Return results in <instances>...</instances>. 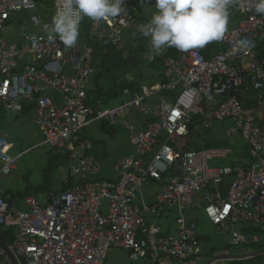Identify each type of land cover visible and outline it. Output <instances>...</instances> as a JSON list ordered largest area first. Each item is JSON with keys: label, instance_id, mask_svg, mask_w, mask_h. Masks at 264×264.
Wrapping results in <instances>:
<instances>
[{"label": "built area", "instance_id": "built-area-1", "mask_svg": "<svg viewBox=\"0 0 264 264\" xmlns=\"http://www.w3.org/2000/svg\"><path fill=\"white\" fill-rule=\"evenodd\" d=\"M254 2L234 0L238 22L227 28L220 50L209 56L197 49L162 52L161 80L123 88V101L108 107L88 102L85 88L96 71L98 45L121 42L133 20L127 2L120 16L89 21L83 40L68 49L47 39L51 19L45 11L55 13L57 0H0V108L17 113L24 101L32 103L42 144L69 161L66 187L44 201L0 195V232L13 235L8 243L0 240L9 251L0 247V264H111L110 249L126 251L130 264L195 259L201 242L184 212L198 195L220 232L233 223L258 231L230 229V245L262 244L264 16ZM16 17L19 43L8 42L2 33ZM195 117L201 122L192 126ZM101 122L124 129L132 148L114 164V178L100 176L94 143L83 133ZM202 122L225 124L224 135L248 147L247 164L231 165L230 147H190L191 126ZM11 146L0 135V176L23 153L10 155ZM226 177L231 180L222 197L218 186ZM153 182L160 184L155 201L138 204L141 190ZM170 208L179 213L173 234L157 223Z\"/></svg>", "mask_w": 264, "mask_h": 264}, {"label": "crops", "instance_id": "crops-1", "mask_svg": "<svg viewBox=\"0 0 264 264\" xmlns=\"http://www.w3.org/2000/svg\"><path fill=\"white\" fill-rule=\"evenodd\" d=\"M152 1L153 0H124V2H127L130 5L133 20H132L131 24L129 25L127 31L124 33L122 41L117 43V45H111V44L107 45V41H103V42H101V45H98V47L95 51V57H94V67H95L96 71H95V74L89 80L90 88L87 92L88 101L91 104L96 105V101H99L100 104L108 106V107L117 106L124 99V97L122 95V89L123 88H125V87L131 88V87L138 86V85H147V84H151L153 82H156L158 80H161L162 72H163L161 53L162 52L174 53V51L176 49L164 48L160 51L159 54H157L150 47V38L144 37L138 31V25L144 24V23H147L148 21H150V19H149L150 16L146 15V13H147L146 5ZM230 9H234V8L230 7ZM234 11H235V9H234ZM45 15L47 16L48 19H51L52 16L54 15V12L51 10L45 11ZM236 17L238 18V16H236ZM89 21H91V19L85 17L84 20L81 22L80 34H79L77 42H80L83 40L85 33L88 30ZM237 22H238V20H237ZM237 22H236V24H237ZM10 24H11V22L8 23V25H10ZM236 24L231 25V28L236 26ZM228 28H230V26ZM8 41L19 43L18 31H16V37L10 38ZM217 47H218V49L213 51L211 54H213L216 51L221 49L220 41H217ZM198 49H201V48H198ZM119 54H121V56H123V58L125 60L122 59L123 62L121 64L117 65L116 59L119 56ZM211 54H208L207 56H209ZM114 67L116 68L115 70H113ZM98 69L101 70L100 72H102V75L104 76L103 80L101 82H99V80H98V77L100 75ZM92 87H93V89H92ZM31 104L32 103H30V102L24 101L22 103V109L17 113L7 111V110H3L0 108V114H3V111H4V112L10 113L14 117H18V116L27 114L30 111H33L34 124H35V126L38 129L39 134H40L39 139H38V143L42 144L43 143V135L35 123V116H36L35 109H34V107L32 109L28 108L29 106H31ZM58 104L59 105L62 104L59 96H58ZM210 110L211 109H209L208 111L210 112ZM210 113L207 114L208 120L210 118ZM130 116H132V115H130ZM131 119H133V120L137 119L136 114H134L133 117H131ZM194 122H195V124L193 123L192 126L196 125L197 123H200L201 120L199 117H195ZM192 126H191V133H192L193 139H192V143L190 144V147H193V148L211 147V146L212 147H214V146L215 147H220V146L230 147L233 150V155L231 156L230 161L228 160V162L231 163V165H232V163H236L237 165H243V164L246 165L247 164L248 147L238 137H227V136H225L224 135L225 130L223 129L225 127V124L224 125L219 124V123H217V124H213V123L206 124V123L202 122L201 126L199 125V127L195 128V129ZM116 128L126 132L121 127L111 126V125L109 126L108 123H106V122L99 123L98 131L102 135L112 136L115 133V131L117 130ZM202 128H206V130L205 129L201 130ZM195 130H198L200 132V135H197V137H198L197 139H195V137H194ZM205 133H209L210 137L205 138V140H204V134ZM96 134H92L93 136H87V135H85V136L87 138H89L94 143V146L92 148L91 153L93 154L92 156L97 161H99L100 164L102 165V171L100 173V176L102 178H114L116 176L114 169H113L114 164L116 163V161L120 157H122L126 153L132 151V148H131V146H130V148H127V150H125L123 152V154L120 155L119 157H117L112 163H106V159L109 157V152L107 150L106 145L111 144L114 146L117 143V141L113 137L108 138V140L100 139V141H98ZM126 134H127V132H126ZM14 139L15 138L10 139V141L12 143V146L10 147L11 149L13 147V143H16V141ZM100 143H102V144H100ZM211 143H213V144H211ZM239 149H240V151L235 153V150H239ZM52 150L55 152L56 157L65 158L64 156L58 155L54 149H52ZM68 168H69V161H68ZM65 179H66V177L61 178L60 183L56 184L55 188H52V190H50L49 188H47L44 191H39V192H36V190H35L34 192L36 194H25L24 196L32 195L36 198H39L40 201H44L45 196L49 192L57 191V190H60L63 188ZM229 183H230V180L227 181V183H225V184L222 183L221 185L218 186V189H219L218 191L220 192L222 197H224L226 195V191H227V188L229 186ZM44 185L45 184H43L42 186H44ZM39 187H37V188H39ZM159 190H160V184L159 183H157V182L150 183L149 185L145 186L141 190V193L139 194V197L137 199V203L143 205V204H147V203H151V202L155 201L156 195L159 192ZM39 193L43 194L42 196L40 195L41 198L36 196ZM44 193H46V194H44ZM0 195H2L4 197L9 196V194H7V192H5L4 190L2 191L1 189H0ZM202 210L204 212V201H203V198L201 197V195H198L193 200L191 206L185 210V212L189 211V214L187 216L184 215L187 219L194 221L196 223V227H198V225H197L198 223H199V226L201 225V229L197 230V234L199 235V239L201 242V248H202V244H203L205 237H206V235L202 231L204 229H206L209 224L215 225L206 217L205 213H204L205 216L204 217L202 216V214H201ZM173 212H175V216H173V214H172ZM185 212H184V214H185ZM178 215H179V213H178V210L176 208L166 209L162 212L161 216L157 219V223L159 224L161 231L163 233H170V234L175 233L176 228H177L176 218L178 217ZM235 224H239V228H234ZM228 227L230 229L239 230V231H241L243 233H247V234H254V233L258 232L256 229H253V227H250L248 225L241 224V223H233V224L229 225ZM216 228H217V226H216ZM230 229H227L226 231L220 232V233H228L229 234ZM217 230H218V228H217ZM229 236H230V234H229ZM229 239H230V237H229ZM253 245L256 246L255 244H253ZM258 246H261V248H263L264 247V240H263L262 244H258ZM244 247H246V246H244ZM246 248H248V252L244 251L243 253H249V252L257 250V249H252L248 246ZM116 250H118V249H116ZM119 255H121V257ZM256 257H258V256L249 257V258H256ZM112 258L114 261H113V263L110 262L111 264H130L126 251L123 254H119V253L114 252L112 254ZM210 259H212V257L205 259L203 261L204 262L203 264L208 263V261ZM146 261L147 260H144V262H142V263L136 262V264H145ZM229 261H231V260H229ZM226 262H228V261L221 260V261H216L213 264H226ZM147 264H151V263L147 261ZM153 264H192V260H180V259H176V258L166 257V258H163L161 260L156 261ZM193 264H197V263L194 262ZM254 264H259V263H257V260H256V263H254Z\"/></svg>", "mask_w": 264, "mask_h": 264}, {"label": "rangeland", "instance_id": "rangeland-1", "mask_svg": "<svg viewBox=\"0 0 264 264\" xmlns=\"http://www.w3.org/2000/svg\"><path fill=\"white\" fill-rule=\"evenodd\" d=\"M146 9H147L146 15L147 16L149 15L150 16L149 19H151L152 15L157 11L155 8V0L149 2L146 5ZM229 13L230 15H229L228 27L230 26L231 28V25L236 24L238 18L236 17L237 14L234 11V9H230ZM22 16H24V13L21 14V17ZM10 22L11 24L8 25L6 30L2 33L3 37L7 41L10 38L16 37V31H18L19 28L18 17L13 18L12 21ZM217 49H218L217 42H212L201 49L197 48V50H199L200 53H202L203 55L211 54L213 51ZM122 59L125 60L123 56L119 54V56L116 59L117 65L123 62ZM115 69L116 68L114 67L113 70ZM98 71L100 74L98 80L99 82H101L104 76L102 75V72H100L101 71L100 69H98ZM88 85L89 82L85 88L86 92H88L90 88V85L89 86ZM33 116H34L33 111H30L27 114L18 117H14L10 113L4 111L3 114H0V135L9 141L11 138H15L14 140L16 141V143H13L12 149L10 148L7 149L6 151L10 155H15L20 152H23L20 158L18 159L15 167L10 171V173L7 176H0V189L2 191L4 190L5 192H7V194H9L8 197L12 195L14 197L19 198L22 197L24 194H36L34 192L36 188L45 183L47 184V187L50 190H52V188H55L56 184L60 183V179L66 177L67 175L68 159L66 157L65 158L56 157L55 152L52 150V148L38 143L40 134L34 124ZM98 129H99V123H94L89 127L85 128L83 130V133L87 136H93L92 134L97 133L98 135L96 134V137L98 141H100V139L108 140V138H112V137L117 141V143L114 146L107 143L108 145H106V147L109 152V157L106 159V163H112L117 157L122 155L123 152L127 150V148H130V145L128 143V135L123 130L116 128L117 130L115 131V133L112 136H109V135L100 134ZM203 129L206 130V128H202L201 130ZM197 135H200V132L198 130H195V135H194L195 139L198 138ZM209 137H210L209 133L204 134V140L205 138H209ZM239 151L240 149L235 150V153ZM1 165L2 162L0 161V167ZM229 180H231V178L226 177L223 183L225 184ZM40 195L42 196L43 194L39 193L36 196L41 198ZM37 199L39 200V198ZM172 214L173 216H175V212H173ZM188 214L189 211H186L184 215L187 216ZM201 214L203 217L205 216L203 210ZM197 225L198 227H196V232L197 230L201 229V225L199 226V223ZM234 228H239V224H235ZM202 232L206 235L205 240L202 244V252L201 255L197 257L195 260L192 259V264L194 262H196L197 264H203L204 263L203 261L205 259L209 257L213 258L216 255L236 254V253H243L244 251L248 252V248H246L247 246L242 247V246L230 245L228 240L230 237L229 234L220 233V231L217 230L215 225L209 224L207 228L204 229ZM255 245L258 246V244ZM252 246L254 245H249L248 247L251 248ZM114 252L123 254L125 251L121 249L108 250L107 260L111 263H113L114 261L112 258V254ZM261 255H258L259 257L256 258V260L257 263L264 264V258H263L264 255L263 256ZM119 256L121 257V255ZM256 260L254 263H256ZM142 262H144V260H140L137 263H142ZM145 264H147V261ZM226 264H228V262H226Z\"/></svg>", "mask_w": 264, "mask_h": 264}, {"label": "clouds", "instance_id": "clouds-1", "mask_svg": "<svg viewBox=\"0 0 264 264\" xmlns=\"http://www.w3.org/2000/svg\"><path fill=\"white\" fill-rule=\"evenodd\" d=\"M234 0H155L156 12L138 31L150 38L151 49L189 52L223 39ZM124 0H57L47 39L74 48L85 17L94 22L118 17L125 11ZM254 11L264 16V0H255Z\"/></svg>", "mask_w": 264, "mask_h": 264}, {"label": "water", "instance_id": "water-1", "mask_svg": "<svg viewBox=\"0 0 264 264\" xmlns=\"http://www.w3.org/2000/svg\"><path fill=\"white\" fill-rule=\"evenodd\" d=\"M0 247L4 248L6 252L9 254V251L6 247V245L1 244ZM264 253V247L257 249L255 251L249 252V253H236V254H222V255H216L212 259L208 261L206 264H213L216 261H229V260H241V259H246L249 257H255L258 255H261Z\"/></svg>", "mask_w": 264, "mask_h": 264}, {"label": "trees", "instance_id": "trees-1", "mask_svg": "<svg viewBox=\"0 0 264 264\" xmlns=\"http://www.w3.org/2000/svg\"><path fill=\"white\" fill-rule=\"evenodd\" d=\"M207 56V55H205ZM89 102V101H88ZM26 106V105H25ZM34 107V105L31 104V106H29L28 108L29 109H32ZM66 186L64 185L63 188H65ZM48 187H47V184L45 183L44 186H40L39 188H36V192H39V191H44L46 190ZM25 195V194H24ZM23 195V196H24ZM12 231H6V232H0V240L3 242V243H8L10 242V240L12 239ZM252 249H259L261 248V246H252L251 247ZM264 255V254H263ZM261 255V256H263ZM259 257V256H258ZM256 257V258H258ZM256 258H247V259H242V260H231V261H228V264H254V261L256 260Z\"/></svg>", "mask_w": 264, "mask_h": 264}]
</instances>
